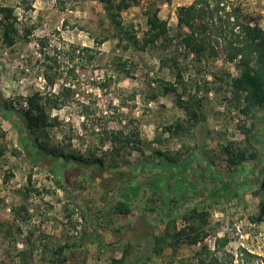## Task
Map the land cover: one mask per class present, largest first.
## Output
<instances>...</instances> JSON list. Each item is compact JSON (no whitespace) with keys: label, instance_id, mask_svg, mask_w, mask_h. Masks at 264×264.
Here are the masks:
<instances>
[{"label":"rangeland","instance_id":"rangeland-1","mask_svg":"<svg viewBox=\"0 0 264 264\" xmlns=\"http://www.w3.org/2000/svg\"><path fill=\"white\" fill-rule=\"evenodd\" d=\"M232 1L259 24L264 20V0ZM192 2L136 0L121 14L122 34L97 0H0V6L14 8L19 30L8 47L0 29V92L18 110L35 93L54 101L49 113L57 126L47 130L50 146L102 160L104 169L142 170L157 154L190 162L193 150L213 168L224 169L226 147L247 151L246 156L260 152L259 146L246 150V136L263 127L242 113L244 104L234 97L235 64L221 57L196 59L180 45L177 10ZM157 7L168 33L138 50L127 34L142 42L148 13ZM166 84L177 91L163 95ZM119 133L122 141H113ZM17 138L14 127L0 118V264H112L128 245L126 264L150 251L146 264H198L200 248L214 250L216 238L225 236L231 253L243 246L264 256V222L251 221L260 213L264 192L254 184L243 185L240 196L223 206L199 204L209 214V236L202 243H183L176 252L161 243L164 250L157 252L146 233L149 224L157 238L164 233L165 225L148 212L158 206L157 194L143 190L129 216L116 215L118 185L106 192L97 179H84L79 167L64 165L58 184L46 167L27 157ZM198 190L203 192L202 184ZM179 201L192 207L185 196ZM177 226L185 223L179 220ZM61 246L67 248L57 255Z\"/></svg>","mask_w":264,"mask_h":264},{"label":"trees","instance_id":"trees-1","mask_svg":"<svg viewBox=\"0 0 264 264\" xmlns=\"http://www.w3.org/2000/svg\"><path fill=\"white\" fill-rule=\"evenodd\" d=\"M97 1L104 5L111 24L123 34L121 14L136 3V0ZM176 16L178 39L189 55H194L199 60L203 57L211 59L221 57L224 62L236 65L239 76L233 80L234 97L243 102L242 113L252 114L258 126L263 127L261 133L246 136V150L259 146L260 152L254 151L246 156V150L245 153L235 152L226 147L224 154L227 167L224 169L213 168L196 150L188 154L190 162L174 161L157 154L152 162L142 164V170H137L136 166L128 170L104 169L102 160H91L75 152L59 153L50 146L47 130L57 126V120L51 118L49 113V110L56 107L54 101L35 93L25 98V108L18 110L0 92V118L14 127L18 135V144L27 157L36 165L46 167L54 175L56 183L59 184L61 181L60 167L64 165L71 169L79 167L83 171L81 175L84 179L92 182L97 179L98 185L106 192L118 185L121 200L113 211L120 216L131 214L130 204L143 190L157 194L159 204L148 212L154 214L158 222L165 225L164 233L161 238H157L153 234V224H149L146 231L157 252L164 250L161 243L176 252L177 247L183 243L189 246L198 245L209 236L205 231L209 224V214L200 211L199 204L209 203L216 206L228 204L240 196V188L243 185L254 184L257 189H261L260 192L262 190L264 192V31L257 19L249 16L240 4L232 0H193L189 6L179 7ZM17 20L14 8L0 6L2 41L8 47L15 44L19 34ZM147 25L149 31L142 42L138 41L136 36L127 34L130 43L138 50L155 43L168 33V24L160 18L158 7L148 13ZM25 31L26 35L31 34V31ZM45 79L50 86L54 85V80L48 73L45 74ZM176 91L174 85L166 84L162 87L161 93L168 95ZM192 117L196 120L197 115L194 113ZM121 137L122 134H116L113 141L121 142ZM128 142L130 143V140ZM238 178H242L240 182ZM126 180L134 182V185L126 184ZM198 184L203 186L199 201L196 203L193 201L192 207L183 206L179 198L185 196L184 188L195 190ZM177 193L179 196H176ZM174 202L177 203L175 206ZM179 220L185 223L183 228H178ZM251 221L253 224L264 222V194L260 213L252 217ZM228 245L229 240L226 236L216 238L214 250L203 245L195 254L198 264H264L263 255L253 253L243 246L235 253H231L227 250ZM66 248L67 246H61L56 254L62 255ZM131 249L132 246L128 245L123 250L122 258L114 260L112 264H126ZM151 253L150 251L144 258L136 259L129 264H146L151 259ZM24 256L22 255L23 258ZM53 264L56 263L53 261Z\"/></svg>","mask_w":264,"mask_h":264},{"label":"crops","instance_id":"crops-1","mask_svg":"<svg viewBox=\"0 0 264 264\" xmlns=\"http://www.w3.org/2000/svg\"><path fill=\"white\" fill-rule=\"evenodd\" d=\"M262 22L264 23V20ZM262 22L259 25L264 31V25L262 24ZM183 192L185 194V198H187L190 201V203L193 202V201H195V203H196L200 199L199 195L201 193L199 192L198 187L195 190L190 189L189 187H185ZM180 246H182V245H179V247ZM179 247H177V250H178ZM168 249H171V248L168 247Z\"/></svg>","mask_w":264,"mask_h":264}]
</instances>
